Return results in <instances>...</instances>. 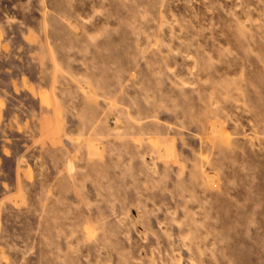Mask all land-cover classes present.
<instances>
[{
    "label": "rangeland",
    "instance_id": "rangeland-1",
    "mask_svg": "<svg viewBox=\"0 0 264 264\" xmlns=\"http://www.w3.org/2000/svg\"><path fill=\"white\" fill-rule=\"evenodd\" d=\"M1 158L0 264H264V0H0Z\"/></svg>",
    "mask_w": 264,
    "mask_h": 264
},
{
    "label": "crops",
    "instance_id": "crops-1",
    "mask_svg": "<svg viewBox=\"0 0 264 264\" xmlns=\"http://www.w3.org/2000/svg\"><path fill=\"white\" fill-rule=\"evenodd\" d=\"M8 150H9V147L3 145L1 154L3 156H5V158H11V153ZM23 156L24 155H21L20 157H17L15 159L14 168L12 169L14 174H15V176L18 178V181H17L18 184L21 181L22 173H23V171H25V166L27 165V160ZM2 164H3V162H2V158H1L0 159V170L2 168ZM1 185H2V187L4 189H6L8 184L6 183L5 180H2ZM12 195L13 194H11V195L10 194H6L5 196L9 197V196H12Z\"/></svg>",
    "mask_w": 264,
    "mask_h": 264
},
{
    "label": "bare ground",
    "instance_id": "bare-ground-1",
    "mask_svg": "<svg viewBox=\"0 0 264 264\" xmlns=\"http://www.w3.org/2000/svg\"><path fill=\"white\" fill-rule=\"evenodd\" d=\"M213 181V180H212Z\"/></svg>",
    "mask_w": 264,
    "mask_h": 264
}]
</instances>
